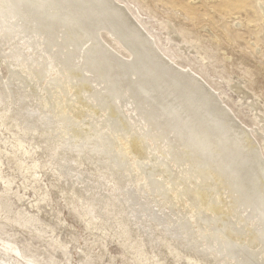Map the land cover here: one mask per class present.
Segmentation results:
<instances>
[{
  "label": "bare ground",
  "instance_id": "1",
  "mask_svg": "<svg viewBox=\"0 0 264 264\" xmlns=\"http://www.w3.org/2000/svg\"><path fill=\"white\" fill-rule=\"evenodd\" d=\"M102 31L128 60L104 42ZM155 47L113 0H0V63L18 79L12 86L0 81V125L16 130L14 156L23 157L26 142L33 145L39 134L44 166L56 170L59 183L81 184L83 191L69 190L78 205L72 210L88 230L108 227L124 245L133 239L135 251L127 253L133 261L161 227L157 248L150 244L158 253L168 256L174 248L193 264H264V161L254 139L217 94ZM91 114L101 119L88 120ZM31 150L23 151L28 158ZM35 164L17 168L33 171ZM1 173L0 231L12 238L9 229H17L47 242L57 214L41 228L36 217L15 209L22 195L12 192L14 177ZM150 206L175 222L160 226ZM66 237L48 248L65 249ZM29 243L18 251L43 264ZM0 264L11 263L0 255Z\"/></svg>",
  "mask_w": 264,
  "mask_h": 264
},
{
  "label": "rangeland",
  "instance_id": "2",
  "mask_svg": "<svg viewBox=\"0 0 264 264\" xmlns=\"http://www.w3.org/2000/svg\"><path fill=\"white\" fill-rule=\"evenodd\" d=\"M113 1L127 13L150 40L155 42V49L157 52L160 51L163 58L168 57L162 54L170 57L171 60L169 58L167 60L171 62V66L177 70L188 71L217 94L221 100V106L232 115L234 114L235 119L249 130L264 161V0ZM102 38L110 47L111 39L106 31H102ZM111 47L122 55V59H129L127 53L118 46L111 45ZM125 54L127 58L124 57ZM5 79H8L7 84L11 86L18 80L9 75L4 63H0V81ZM100 86L99 84L96 88L99 89ZM34 101L41 103L40 99L36 100V97ZM34 101L32 106H34ZM79 108H81L80 105L77 109ZM125 112L127 113L126 110ZM87 118L88 120L101 119L92 114ZM15 134V128L0 125L1 177L9 178L12 175L15 179L11 186L12 192L17 191L19 196L22 195L21 201L16 202L18 206L15 205L14 208L26 210L28 214L36 217L40 221L41 228L55 214L57 215L54 217L58 218L52 223L53 227H56L47 242L31 240L28 235L17 229H9V233L15 235L12 238L0 231V255L4 256L5 260H9L11 264H31L29 255L18 251V249H25L22 244L31 241L29 244L32 250L36 252L37 259L43 264H127L123 258L124 256L130 258L127 253L135 251L132 249L134 240H127L124 245L110 232L108 227H104V231L93 230V228L88 230L85 222L72 210L75 205H78L76 197L71 193L78 189L79 192L83 191L80 189L81 184L59 183L56 170H53V167L50 168L49 165L44 166L48 161L47 151L46 149L43 151L45 145L39 134L34 137L33 145L26 142L21 151L23 157L14 156L12 148ZM114 139L123 148L127 144L124 140L121 142L117 136ZM29 149H32L33 155L28 158V154H24L23 151ZM73 159L72 163L79 164L77 158L73 157ZM17 163L27 166L35 164L36 168L33 171L29 169L27 172L24 170L20 173ZM80 169L85 172L91 171L89 166H81ZM80 172L75 171V175H79ZM157 179L161 180V177ZM61 184L63 187L60 186ZM112 187V183H109L101 193L107 195ZM2 190L3 185L0 182V191ZM66 197L70 199L67 200ZM223 199L227 200L226 195ZM143 200L140 199L141 202ZM68 201L70 206L66 204ZM31 205H35L36 208ZM155 208L158 211V218H164L163 223L158 219L160 226L175 219L174 215H169L167 211L162 210L160 214L158 207L150 206L154 212ZM188 214L190 215L189 212ZM166 216L169 217L168 220ZM159 228L161 229V227H156V233L160 231ZM156 233L152 234L154 241H149L147 251L144 252L146 257L144 258L142 254L135 261L130 258V264H157L158 257H161L162 261L158 264H193L194 259L191 256L182 255L174 248L170 249L168 256L162 252H159V256L156 250L159 237ZM134 235L136 234L132 236L134 239L140 238L145 241L143 237H134ZM66 236H69L70 241L65 249L51 251L48 248L47 243L50 244L55 239H62ZM189 237H191L190 232L186 239H190ZM154 243L156 248H151L150 244ZM102 244L105 246L104 249ZM85 249L88 254H86L87 251L85 253ZM48 253L52 254L49 261L46 259ZM174 256L179 260H176Z\"/></svg>",
  "mask_w": 264,
  "mask_h": 264
},
{
  "label": "water",
  "instance_id": "3",
  "mask_svg": "<svg viewBox=\"0 0 264 264\" xmlns=\"http://www.w3.org/2000/svg\"><path fill=\"white\" fill-rule=\"evenodd\" d=\"M113 34V33H112ZM113 36L114 37H116V35H114L113 34ZM117 39V38H116ZM124 48H126L127 50H129V47L126 45V44H124V43H122V42H119ZM132 53V52H131ZM133 57V56H132ZM134 58V57H133ZM131 60H133V59H131ZM186 164V163H185ZM188 164V163H187ZM188 166H190L189 164H188Z\"/></svg>",
  "mask_w": 264,
  "mask_h": 264
}]
</instances>
